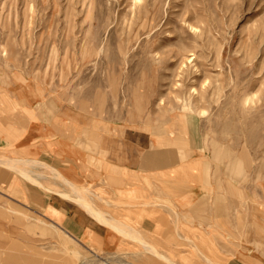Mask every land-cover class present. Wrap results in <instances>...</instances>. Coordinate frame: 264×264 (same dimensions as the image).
Segmentation results:
<instances>
[{"label":"rangeland","instance_id":"rangeland-1","mask_svg":"<svg viewBox=\"0 0 264 264\" xmlns=\"http://www.w3.org/2000/svg\"><path fill=\"white\" fill-rule=\"evenodd\" d=\"M13 99L42 126L82 124L88 150L123 138L169 169L198 164L190 205L163 188L132 205L86 188L172 263L264 264V0H0V105ZM49 156L32 166L41 185L0 162V264H171L91 219L66 225L50 206L70 187Z\"/></svg>","mask_w":264,"mask_h":264},{"label":"crops","instance_id":"crops-1","mask_svg":"<svg viewBox=\"0 0 264 264\" xmlns=\"http://www.w3.org/2000/svg\"><path fill=\"white\" fill-rule=\"evenodd\" d=\"M17 105L18 111L15 108L14 113L11 112ZM26 106L25 108L31 112V118L24 116V106L19 99L0 105V150L5 151L11 158L34 160L37 159L40 151L45 150L46 154H50L49 159H52V169L61 171L63 177L84 189L87 187L109 188L111 198L114 202L121 204H150L158 198L162 200V190L166 189L174 194L173 202H185L190 205L196 198L197 192L201 190V185L197 181L198 164L193 166V162H189L169 169L165 166L167 157L162 160L161 151L146 156L136 155L134 143L123 138L101 137L100 139L95 135L97 147L94 149V146L90 145L88 150L86 148L88 140L79 137L81 131H84L82 124L72 123L65 117L61 120L58 114L59 118H53L43 125L46 126L45 128L38 122L36 112L33 114V108ZM168 169L169 171L162 172ZM183 173H189L191 178H182ZM5 174L6 178L12 180L17 178L13 172L6 171ZM187 184L191 187L193 194L184 192V188L188 187ZM190 184L196 186L192 187ZM13 185L16 186V184ZM150 187H153L155 191L150 190ZM64 191L70 190L64 189ZM55 196L57 194L53 193L50 209L60 212L65 217L66 225L77 221L79 226L83 225L86 228L90 225L85 222L87 219H91L93 226L101 225L87 213H83V207L72 204L67 199H62L60 207H57ZM128 209L134 208L130 206ZM73 210H78L79 214L72 215ZM95 236L96 238L92 235L87 238V242L92 246H97L101 240L97 238L99 237L97 234ZM209 262H211L210 259Z\"/></svg>","mask_w":264,"mask_h":264},{"label":"bare ground","instance_id":"bare-ground-1","mask_svg":"<svg viewBox=\"0 0 264 264\" xmlns=\"http://www.w3.org/2000/svg\"><path fill=\"white\" fill-rule=\"evenodd\" d=\"M0 162L2 164L7 163V165L11 169H13L17 173H19V175H21L23 178H26L30 182H33V183L38 184V185H41V183L39 182L41 177H40V174H37V172H35V169L38 167H41V166H44V167L47 166V165L45 166L44 163L37 161V160H26V159H17L16 160V159H12L10 161V160H7V158H5V157L0 159ZM33 165H36L38 167H35L32 169ZM47 169H51V168H47ZM52 170H53V172H54L53 174L55 175L56 178H58V179L60 178V180L63 181L64 184H66L67 186L70 187V192H59L60 196H62L65 199L72 200V201L76 202L77 204H79L81 207H83L92 217H94L102 225H105V226H107L113 230H116L119 234L127 236L128 238H132V239L140 241L141 243H143L147 247L148 251L150 250L152 253L157 254L160 258H164L165 260L171 262L168 259V257L161 255V254L157 253L155 250H153V247L150 246L148 243H146L144 241V238L141 237L142 235L137 230H135L133 227L129 226L125 222H122L120 220L115 219L112 216L107 215L108 213H106V212L102 211L101 209H98L97 207H95L94 205H96V204H93V202L91 201L92 196L91 197L88 196L89 193H88V190L86 191V188L85 189L81 188L80 186L76 185L75 183H73V182L69 181L68 179H66L65 177H63L62 174L59 173L58 171H56L54 169H52ZM41 222H42V224L45 223L43 221H41ZM78 257H79V255H78ZM207 261H209V259H207ZM171 264H174V263L171 262Z\"/></svg>","mask_w":264,"mask_h":264}]
</instances>
